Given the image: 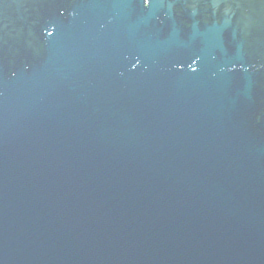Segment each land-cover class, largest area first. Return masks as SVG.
I'll list each match as a JSON object with an SVG mask.
<instances>
[{
  "label": "water",
  "instance_id": "obj_1",
  "mask_svg": "<svg viewBox=\"0 0 264 264\" xmlns=\"http://www.w3.org/2000/svg\"><path fill=\"white\" fill-rule=\"evenodd\" d=\"M0 264H264V0H0Z\"/></svg>",
  "mask_w": 264,
  "mask_h": 264
}]
</instances>
